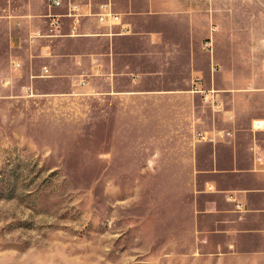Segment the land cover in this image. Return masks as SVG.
<instances>
[{
    "label": "crops",
    "instance_id": "obj_1",
    "mask_svg": "<svg viewBox=\"0 0 264 264\" xmlns=\"http://www.w3.org/2000/svg\"><path fill=\"white\" fill-rule=\"evenodd\" d=\"M69 1L79 15L48 35L33 77L93 92L99 127L129 146L133 169L180 190L197 234L264 258V38L245 37L253 21L232 11L247 1L65 0L56 12ZM107 1L120 15L109 26L87 15ZM39 10L29 0L46 31Z\"/></svg>",
    "mask_w": 264,
    "mask_h": 264
},
{
    "label": "rangeland",
    "instance_id": "obj_2",
    "mask_svg": "<svg viewBox=\"0 0 264 264\" xmlns=\"http://www.w3.org/2000/svg\"><path fill=\"white\" fill-rule=\"evenodd\" d=\"M243 1L232 11L262 40L264 0ZM38 31L29 0H0V264H264L197 234L180 190L133 169L129 146L99 127L93 92L33 77L50 39Z\"/></svg>",
    "mask_w": 264,
    "mask_h": 264
},
{
    "label": "built area",
    "instance_id": "obj_3",
    "mask_svg": "<svg viewBox=\"0 0 264 264\" xmlns=\"http://www.w3.org/2000/svg\"><path fill=\"white\" fill-rule=\"evenodd\" d=\"M65 5V0H46V6H47V13L44 15L46 17V31L48 33H40L39 31L36 32V36L39 37H48V35H62L61 31V18L64 17H76L79 14H77L78 5L76 3L68 2L66 5V10L62 13L56 12L57 10L63 9ZM87 15H95L97 20L101 24L106 25H114V23L118 22L120 15L116 12L112 11L111 3L109 1L101 3L100 4V11H97V13L91 14V12L87 13ZM42 69L44 70L43 74H40L39 76H48L47 72L48 69L46 66H43ZM30 89H26V91H29ZM193 90H197L196 87V81L193 83ZM31 91V90H30ZM31 93V92H30ZM199 137L204 138L202 134L199 135Z\"/></svg>",
    "mask_w": 264,
    "mask_h": 264
}]
</instances>
